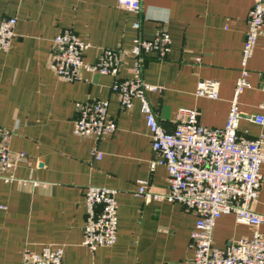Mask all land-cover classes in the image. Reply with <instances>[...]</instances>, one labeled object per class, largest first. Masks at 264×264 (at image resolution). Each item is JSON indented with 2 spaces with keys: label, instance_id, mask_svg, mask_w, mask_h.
Wrapping results in <instances>:
<instances>
[{
  "label": "crops",
  "instance_id": "crops-1",
  "mask_svg": "<svg viewBox=\"0 0 264 264\" xmlns=\"http://www.w3.org/2000/svg\"><path fill=\"white\" fill-rule=\"evenodd\" d=\"M140 1L141 15L119 9L117 0H0V22L17 20L11 51L0 52V126L13 132L11 150L27 157L15 171L17 181H0V264H22L26 249L40 253L46 245L64 247V264L193 263L189 245L196 215L178 204H147L137 196L140 181L149 182L153 195L169 191L167 170H151L156 155L140 103L122 110L110 76L84 72L83 82L60 80L50 70L53 39L73 31L91 45L84 61L95 64L103 50L131 51L136 40L153 41L160 30L167 31L171 52L164 60L146 57L143 75L147 84L162 89L148 96L160 124L173 132L177 111L194 109L203 126L223 129L255 0ZM124 65L119 79L129 76L133 57ZM248 69L251 89L240 99L239 135L257 139L264 125L251 119L264 116V36ZM205 80L219 82L217 101L197 96ZM92 101L110 103L109 117L118 127L114 135H75L76 105ZM262 172L252 208L264 216ZM89 186L119 193L118 241L95 254L83 246ZM251 237V229L233 216L222 217L214 232L221 250Z\"/></svg>",
  "mask_w": 264,
  "mask_h": 264
},
{
  "label": "built area",
  "instance_id": "built-area-1",
  "mask_svg": "<svg viewBox=\"0 0 264 264\" xmlns=\"http://www.w3.org/2000/svg\"><path fill=\"white\" fill-rule=\"evenodd\" d=\"M119 9L136 15L142 14L140 0H117ZM15 18L0 22V52L11 51L15 38ZM140 29V23L135 24ZM264 0H255L242 52V70L230 103L226 126L214 129L200 123V113L194 109H180L176 113L175 130L166 131L153 110L149 94L162 89L147 84L144 79L145 59L155 55L164 60L171 52V39L167 31L160 30L153 41L138 39L131 51H102L95 64L84 61L91 45L80 40L71 30H65L53 39L50 70L68 83L83 82V73L110 76L115 79L113 93L120 107L131 111L134 102L140 103L146 126L152 139L156 159L151 170L164 167L168 174L169 191L164 195L149 192L148 181L139 182L137 196L147 204L167 201L181 205L197 217L191 233L189 248L194 254L192 264H264V216L253 211L262 189L264 168V135L246 139L239 135L244 115L240 109L242 95L251 89L249 62L254 56L260 37L264 36ZM132 56L134 65L129 76L119 79L124 60ZM220 84L205 80L199 83L197 96L217 101ZM264 110V105L261 107ZM75 135L81 139H103L114 135L116 122L109 117L108 101H92L76 105ZM251 121L264 125V116ZM13 132L0 126V181H17L15 171L25 154L11 150ZM94 157L102 159L95 151ZM118 191L89 186L85 189L87 218L84 226L83 246L95 254L99 249L113 248L118 241ZM233 216L240 225L252 231L251 238L231 242L225 250L216 247L214 232L218 221ZM62 246L46 245L38 253L26 249L22 264H64Z\"/></svg>",
  "mask_w": 264,
  "mask_h": 264
}]
</instances>
